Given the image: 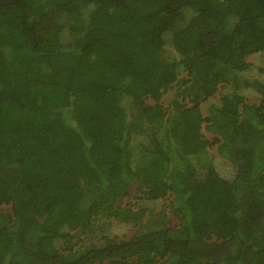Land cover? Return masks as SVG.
<instances>
[{
	"label": "trees",
	"instance_id": "16d2710c",
	"mask_svg": "<svg viewBox=\"0 0 264 264\" xmlns=\"http://www.w3.org/2000/svg\"><path fill=\"white\" fill-rule=\"evenodd\" d=\"M253 55L258 0L0 7V264H264Z\"/></svg>",
	"mask_w": 264,
	"mask_h": 264
},
{
	"label": "rangeland",
	"instance_id": "374dc122",
	"mask_svg": "<svg viewBox=\"0 0 264 264\" xmlns=\"http://www.w3.org/2000/svg\"><path fill=\"white\" fill-rule=\"evenodd\" d=\"M247 61L249 63H252L254 66H258V67H261V68H264V59L261 55H253V56H250ZM220 94V93H218ZM172 96H166L165 98V101L167 102L168 101V98H171ZM218 98L219 96L216 97L215 99V102L218 101ZM249 102H255L257 99L253 96H250L248 98ZM203 111L206 113V109L203 107ZM205 134V132H204ZM221 169H222V174L225 176V177H231L232 174H233V170L227 166V165H222L221 166ZM140 194L138 193L137 191V187L136 186H132L129 190V195L128 197L124 200L123 204H130L132 206H135V203H140L141 200L139 199V196ZM163 202H159V204L154 208V209H160L161 208V204ZM176 225V222H171L170 223V226L171 227H174ZM111 234L113 236H118V237H125L129 234V231H128V228L127 227H114L112 230H111ZM104 264H109V263H104Z\"/></svg>",
	"mask_w": 264,
	"mask_h": 264
},
{
	"label": "water",
	"instance_id": "95a60500",
	"mask_svg": "<svg viewBox=\"0 0 264 264\" xmlns=\"http://www.w3.org/2000/svg\"><path fill=\"white\" fill-rule=\"evenodd\" d=\"M20 1H23V0H0V7L15 4V3H18ZM258 1L264 3V0H258Z\"/></svg>",
	"mask_w": 264,
	"mask_h": 264
}]
</instances>
